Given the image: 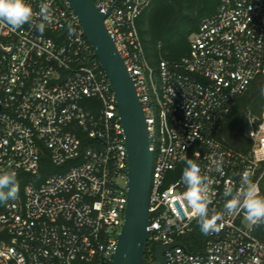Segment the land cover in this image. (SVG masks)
Listing matches in <instances>:
<instances>
[{
    "label": "built area",
    "instance_id": "1",
    "mask_svg": "<svg viewBox=\"0 0 264 264\" xmlns=\"http://www.w3.org/2000/svg\"><path fill=\"white\" fill-rule=\"evenodd\" d=\"M93 1L103 14L111 9L104 26L146 119L153 153L148 261L157 246L181 244L164 252L165 264H264L257 225L243 210L224 209L231 198L225 188L238 192L245 170L261 196L264 108L260 118L249 119V155L215 137L236 99L264 77V0H220L190 38L188 55L157 68L145 60L136 26L153 0ZM26 2L33 24L0 25V174L36 175L45 151L56 166L80 163L0 203V264H106L126 206L127 151L117 101L69 2ZM44 3L53 15L40 34L35 24ZM85 99L97 109H85ZM186 159L213 181L209 215H221L223 225L206 234L197 253L185 242L197 221L183 198L186 185L171 177Z\"/></svg>",
    "mask_w": 264,
    "mask_h": 264
},
{
    "label": "trees",
    "instance_id": "2",
    "mask_svg": "<svg viewBox=\"0 0 264 264\" xmlns=\"http://www.w3.org/2000/svg\"><path fill=\"white\" fill-rule=\"evenodd\" d=\"M219 3L220 0H153L136 21L147 63L157 68L162 60L175 62L186 57L189 53L190 38L198 31L202 21L215 13ZM82 104L85 109L91 110L97 109L98 106L97 102L91 99H85ZM263 108L264 77L260 76L236 99L229 116L218 130L216 139L234 152L249 155L253 147L252 141L246 135L249 119L260 118ZM79 163L78 160H71L63 166H56L45 151L36 175L21 172L16 176L18 197L23 196L28 184L40 185L52 174L64 173L69 167ZM185 166L184 163L171 173L173 180L182 178ZM263 170L264 163L259 171ZM261 196L264 197V176ZM194 227V233L185 238V242L190 245V251L197 253L202 249L206 234L202 233L197 221ZM255 235L264 237V225L256 227ZM150 249L153 248L148 244L144 256L146 263Z\"/></svg>",
    "mask_w": 264,
    "mask_h": 264
},
{
    "label": "water",
    "instance_id": "3",
    "mask_svg": "<svg viewBox=\"0 0 264 264\" xmlns=\"http://www.w3.org/2000/svg\"><path fill=\"white\" fill-rule=\"evenodd\" d=\"M78 18L83 33L101 64L117 101L127 151L126 206L123 224L117 236L113 259L106 264H145L150 225V181L153 153L146 119L135 86L108 35L104 20L110 13L99 12L93 0H67ZM119 0L115 2L117 4ZM179 246L155 248V264H165L164 252Z\"/></svg>",
    "mask_w": 264,
    "mask_h": 264
},
{
    "label": "clouds",
    "instance_id": "4",
    "mask_svg": "<svg viewBox=\"0 0 264 264\" xmlns=\"http://www.w3.org/2000/svg\"><path fill=\"white\" fill-rule=\"evenodd\" d=\"M52 15L48 4H41L37 17L40 22L35 24L40 34L44 33ZM33 17V8L26 0H0V25H7L12 30H18L26 24H33ZM185 164L182 181L186 185V191L183 198L191 207L202 233L219 232L223 226L217 223L222 219L221 215L216 213L209 215V205L212 203L210 186L213 181L201 174V167L193 159H186ZM217 171L221 170L217 168ZM18 194L19 188L15 173L0 174V203L16 199ZM224 194L226 197H231L224 204L225 211L243 210L250 223L257 226L264 225V197L258 194L247 170L241 175L240 190L234 194L232 187H226Z\"/></svg>",
    "mask_w": 264,
    "mask_h": 264
},
{
    "label": "rangeland",
    "instance_id": "5",
    "mask_svg": "<svg viewBox=\"0 0 264 264\" xmlns=\"http://www.w3.org/2000/svg\"><path fill=\"white\" fill-rule=\"evenodd\" d=\"M148 264H155V260H149Z\"/></svg>",
    "mask_w": 264,
    "mask_h": 264
}]
</instances>
